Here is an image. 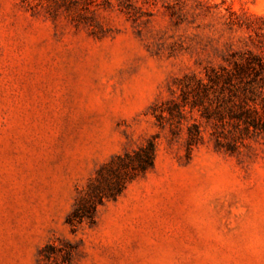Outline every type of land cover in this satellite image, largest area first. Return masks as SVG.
Instances as JSON below:
<instances>
[{
  "label": "rangeland",
  "instance_id": "rangeland-1",
  "mask_svg": "<svg viewBox=\"0 0 264 264\" xmlns=\"http://www.w3.org/2000/svg\"><path fill=\"white\" fill-rule=\"evenodd\" d=\"M85 1L0 0V264H59L63 241L64 264H264V135L187 153L185 125L172 137L152 114L185 75L259 51L264 0H132L134 18ZM153 135L152 169L72 233L96 168Z\"/></svg>",
  "mask_w": 264,
  "mask_h": 264
},
{
  "label": "trees",
  "instance_id": "trees-1",
  "mask_svg": "<svg viewBox=\"0 0 264 264\" xmlns=\"http://www.w3.org/2000/svg\"><path fill=\"white\" fill-rule=\"evenodd\" d=\"M29 9L32 0H19ZM65 10L79 7L90 11L91 1L61 0ZM104 4H108L104 0ZM95 6H98L97 4ZM119 9L134 18L132 0H119ZM49 8V6H48ZM49 11V9H48ZM251 49L230 51L216 66H207L202 75H185L178 82V92L152 111L160 129H167L172 137L185 125L187 153L203 143L207 133L216 149L233 153L247 143L264 135V34ZM157 135L146 139L140 146L113 155L99 165L85 188L78 192L65 224L72 233L84 225L93 226L98 209L116 200L126 187L152 169L156 157ZM58 252L64 251L60 263L69 262L74 246L63 241ZM52 244L39 251L40 260H49L54 254ZM63 249V250H60Z\"/></svg>",
  "mask_w": 264,
  "mask_h": 264
}]
</instances>
